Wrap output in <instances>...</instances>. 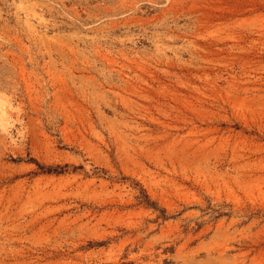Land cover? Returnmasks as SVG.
Segmentation results:
<instances>
[{"label":"rangeland","instance_id":"374dc122","mask_svg":"<svg viewBox=\"0 0 264 264\" xmlns=\"http://www.w3.org/2000/svg\"><path fill=\"white\" fill-rule=\"evenodd\" d=\"M0 108V264H264V0H0Z\"/></svg>","mask_w":264,"mask_h":264},{"label":"bare ground","instance_id":"6f19581e","mask_svg":"<svg viewBox=\"0 0 264 264\" xmlns=\"http://www.w3.org/2000/svg\"><path fill=\"white\" fill-rule=\"evenodd\" d=\"M2 108H0V110H1ZM1 120H3V119H1Z\"/></svg>","mask_w":264,"mask_h":264}]
</instances>
